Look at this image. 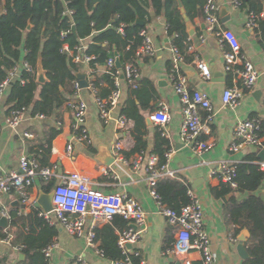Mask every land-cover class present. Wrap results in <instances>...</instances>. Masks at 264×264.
Segmentation results:
<instances>
[{"label": "crops", "instance_id": "0c3cea01", "mask_svg": "<svg viewBox=\"0 0 264 264\" xmlns=\"http://www.w3.org/2000/svg\"><path fill=\"white\" fill-rule=\"evenodd\" d=\"M217 2L220 5V20L223 27L237 34L243 54L261 71V75L256 85L245 92L239 104H225L223 102L225 89L239 85L240 82L236 81L232 73L225 70L223 49L217 37L208 29L205 18L196 17L194 20L189 18V22L185 21L189 44L186 49L187 58L185 59L184 56L181 71L188 78L191 89L203 90L211 96L214 120L211 122L206 120L208 116L206 111L202 110L201 115L207 123L202 138L215 143L212 149L198 154L182 141V104L174 89L169 69L174 55L171 48L173 38L168 34L165 16L157 15L152 11L145 25L153 38L156 53L154 56L141 59L140 68L141 79H150L154 83L159 98L152 112L149 110L144 112L147 123L144 129L146 149L134 151L136 147L132 134L134 121H131L129 130H126L120 128L115 120L105 122L101 119L95 95L89 87L82 88L79 96L88 105L86 123L90 143L74 138V115L67 104L60 109L58 116L32 115L31 108H27L19 126L12 128L8 126L6 120L12 105L9 102L10 85L0 100V175L19 171L21 157L24 155L38 160L37 149L52 139L48 164L55 165L59 174L77 170L92 177V185L95 189L105 193H124L141 202L147 220L145 232L135 246L140 250L146 264H176L180 261L173 256L165 255L164 251L166 237L175 241L177 230L164 215L159 213L157 202L150 194L147 172L148 159L153 154L156 135L160 131L159 126L150 119V115L166 104L171 115V120L166 126L168 134L166 137L170 140V147L175 149L168 162V170L172 175L166 177L182 181L201 200L205 227L211 238V249L216 255V264H247L248 258L241 257L238 246L240 235L246 232L249 239L250 232L247 228H240L237 203L246 198L249 191L233 189L229 184L213 176L211 172L222 162L256 164L262 160L260 152L264 149V141L263 146H247L238 152L232 151L230 146L234 139L235 126L239 121L259 117L264 124V43L261 42V37L255 29L247 26L249 14L246 9L236 7L233 0H217ZM222 8H226L223 17H221ZM222 18L228 19L223 23ZM199 61L208 63L211 70L210 78L202 76L198 67ZM99 71L104 72V66L99 67ZM80 72L87 73L88 81L92 83L96 78L86 65H83ZM129 88L124 85L121 105L113 112L114 117L122 113L121 107L127 99ZM55 131L59 133L53 137ZM25 132H31L34 137H25ZM262 135L264 139V129ZM117 141L123 143L119 156L114 153V145ZM69 142L74 146L73 155L70 157L65 155V148ZM109 150L115 156V161L110 166L99 159L109 154ZM250 155H254V159L250 160L248 158ZM139 159L141 163L136 167L134 162ZM38 162L40 163L39 160ZM52 180L54 184L50 190H47ZM57 182L56 177L46 180L38 176L30 187L28 203L21 201V195L17 191L9 194L0 193V218L4 212L10 216L7 217L6 226L0 225V234H6L5 237L0 235V238L4 239L0 243L1 264H18L26 259L20 236L27 233L29 227L23 222L12 226V218L14 215L28 217L35 207L34 203L40 192H52ZM253 193L264 204V178ZM38 209L43 211L41 208ZM50 224L56 228L57 234L53 239L56 246L51 251L49 264H71L80 255H83L89 264H112V260L98 252V246L89 244L86 235L80 237L72 235L56 219ZM104 224L106 223H98L96 228ZM92 225L93 220L89 216L86 232ZM190 257L193 264H203L200 252L193 251Z\"/></svg>", "mask_w": 264, "mask_h": 264}, {"label": "trees", "instance_id": "16d2710c", "mask_svg": "<svg viewBox=\"0 0 264 264\" xmlns=\"http://www.w3.org/2000/svg\"><path fill=\"white\" fill-rule=\"evenodd\" d=\"M180 1L191 20L196 17L205 18V0ZM240 1L241 7L249 15L258 16L259 26L255 28V32L264 43V0ZM1 7H5L6 12L0 13V80L5 79L9 70L22 60L28 61L34 69L33 73L22 71L25 84L20 80L11 84L9 102L12 105L9 112L14 108L25 107L31 108L32 115L58 116L60 109L74 95L73 82L78 79L77 74L83 67L63 53L62 47L66 42L74 46L87 37L91 38L88 53L96 56L89 63V68L96 76L93 84L99 89V96L107 97L112 91L114 79L111 74L100 72L99 67L105 66L109 58L116 56V52L124 65L129 61L137 62L136 50L142 43L139 33L146 25L136 22H148L152 11L165 16L168 34L173 38L172 44L187 58L189 34L179 0H0ZM67 8L73 10L71 17L64 14ZM121 25H124V33L119 31ZM73 27L76 33L73 32ZM64 32H67L66 36L62 35ZM40 57L49 78L45 84L37 82V63ZM171 68L172 65L170 72ZM158 98L155 85L150 79H141L137 88H129L121 110L134 121L132 134L136 141L135 152L146 149L144 129L147 123L144 112H152ZM262 126L263 134L264 124ZM58 133L59 131H55L53 137ZM170 145L169 138L160 130L152 150L153 154L159 156V166L166 163L164 155ZM51 147L52 139L37 149L41 166L49 165ZM254 157L248 156L250 160ZM263 178L264 171L258 165H238L237 189L249 191V195L237 203L240 228H247L250 232L246 242L249 252L247 264H264V204L253 193ZM53 184L54 180L49 183L47 190ZM156 188L162 202L176 211L191 202L189 186L178 179L163 177ZM19 222L29 227V231L20 236L26 259L18 264H49V257L43 250L54 242L56 228L35 207L28 217L14 215L12 226L19 225ZM129 227L127 219L116 215L112 222L96 228L95 242L106 258L117 260L122 257L118 244L119 234ZM0 235L6 236L5 233ZM174 242L166 237L165 250L172 247ZM135 261L138 263L139 259L136 258Z\"/></svg>", "mask_w": 264, "mask_h": 264}, {"label": "built area", "instance_id": "2783aa9c", "mask_svg": "<svg viewBox=\"0 0 264 264\" xmlns=\"http://www.w3.org/2000/svg\"><path fill=\"white\" fill-rule=\"evenodd\" d=\"M236 7H241L240 0H233ZM6 12L5 7L0 8V13ZM205 22L208 29L217 37L222 49L225 70L232 73L239 85L228 87L223 94V102L229 105H237L247 90L252 89L261 71L250 61L242 52V45L237 34L228 28L223 27L220 20V5L217 0H205L204 5ZM65 15L72 16L73 10L67 8ZM264 17V15H262ZM247 26L255 29L259 26L258 16L249 15ZM119 31L124 33V25L119 27ZM67 32L62 33L66 36ZM139 35L142 43L136 50L137 62H126L122 67L116 63L117 56L109 58L104 66V72L111 74L114 85L111 93L107 97L99 96V89L89 81V88L95 95V102L100 111V117L105 122L115 120L120 128L129 130L131 120L124 113L118 117L113 116V112L120 107L123 97V87L137 88L141 80L140 60L145 57L154 56L156 46L153 38L146 28H143ZM91 38L81 39L76 45L71 46L64 43L62 52L66 53L75 64L86 65L96 58L94 54L88 53ZM173 60L171 68V80L176 93L178 94L183 113V124L181 128L182 141L194 152L201 154L209 151L215 146L214 142L204 140L203 133L207 128V123L203 120L201 111L208 113L207 121L214 120L213 104L209 93L200 89H191L188 78L181 71V64L184 55L178 47L172 44ZM119 57V55H118ZM120 58V57H119ZM264 58V56H263ZM198 67L204 78L211 77V70L207 62L199 61ZM33 73L32 65L22 60L19 64L9 70L5 79L0 80V100L6 94L9 86L15 81L20 80L25 84L26 79L22 77V71ZM93 71L90 69V73ZM75 93L67 102L68 108L74 115V138L79 141L90 143L86 116L88 111L87 103L79 96L82 90L80 81L73 82ZM27 108H14L7 117V124L12 128H17L24 118ZM37 116L45 117L44 114ZM150 119L159 126L162 133L167 136L166 126L171 120L169 108L163 104L158 110L150 115ZM61 124V123H59ZM263 122L259 117H250L239 121L234 129V139L230 149L234 152L240 151L247 146H263L262 126ZM24 136L33 138L31 132H25ZM123 143L117 141L114 145L115 155H120ZM73 143L69 142L65 148V155H73ZM174 147H170L165 152L166 163L159 166V156L151 154L147 163L148 184L150 194L157 202L158 211L164 215L170 224L176 227V240L172 247L164 251L165 255L173 256L182 264H193L190 257L193 251H198L202 255L203 264H216V255L211 249V238L205 227V215L201 200L189 188L188 195L191 202L184 206L180 211L169 208L162 202V197L157 191L158 181L166 176L172 175L168 170V162L174 153ZM138 167L141 160L134 162ZM240 163L222 162L212 170V175L221 182L229 184L233 189L238 188V165ZM264 171V161L256 163ZM55 165L41 166L36 158L28 156L21 157L20 170L12 171L5 175H0V193L9 194L17 191L21 195V201H30V187L35 179L40 176L46 180L53 177L58 178L57 184L53 189V205L51 212H41V215L50 223L56 219L69 233L75 236H87L90 245L96 247V225L98 223H110L116 215H120L132 224L130 227L119 234L118 244L122 251V257L112 260V264H146L142 259L140 250L135 246L145 232L147 214L137 199L124 193L114 192L105 193L93 187L92 177L77 170H69L64 174L57 172ZM4 215L10 216L7 212ZM91 217L93 225L86 232L87 217ZM4 241L0 238V243ZM56 242L44 248V253L50 257ZM98 252L104 255L103 250ZM139 259L136 263L135 259ZM71 264H89L83 255L78 256Z\"/></svg>", "mask_w": 264, "mask_h": 264}, {"label": "water", "instance_id": "95a60500", "mask_svg": "<svg viewBox=\"0 0 264 264\" xmlns=\"http://www.w3.org/2000/svg\"><path fill=\"white\" fill-rule=\"evenodd\" d=\"M179 6H180L181 12H182V14H183V16L185 18V21L189 22L190 19L187 16L185 8L183 7V4H182L181 1H179ZM225 12H226V8H222L221 17H223ZM227 19L228 18H222V22L225 23L227 21ZM136 23L139 24V25H145V22L143 20H138ZM30 27H31V25H29V28ZM73 32L76 33L75 27H73ZM116 56H117V59H116L117 66L118 67H122L121 60L118 57V52H116ZM77 78L80 81V84H81L82 88H88L89 87V81H88V78H87V73L78 72ZM48 81H49V78L47 76V71L44 68L42 57H40L39 60H38V63H37V82L40 83V84H45ZM260 157L262 158V160H264V149L260 152ZM99 159H101L104 163H106L107 165L110 166V165H112L114 163L115 156L109 150V154H106L104 156V158H99ZM53 193H54L53 191L50 192V193L40 192V195H39L38 199L35 201L34 206L37 207V208H41L44 212H51L53 210V208H54V205H53ZM15 203L17 204L18 202H15ZM22 207L24 208L25 205L23 204ZM7 222H8V218L5 215H3L0 218V225L6 226ZM247 231L249 232V230H247ZM239 240H240V244L238 246L239 254L241 255L242 258L247 259V258H249V252H248L247 247H246V242L248 240L247 233L243 232L240 235ZM176 264H181V263L180 262H176Z\"/></svg>", "mask_w": 264, "mask_h": 264}]
</instances>
